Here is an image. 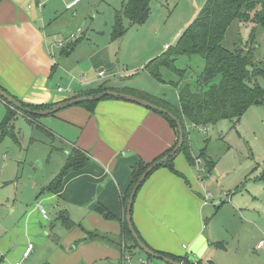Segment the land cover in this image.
I'll list each match as a JSON object with an SVG mask.
<instances>
[{
    "label": "crops",
    "instance_id": "obj_1",
    "mask_svg": "<svg viewBox=\"0 0 264 264\" xmlns=\"http://www.w3.org/2000/svg\"><path fill=\"white\" fill-rule=\"evenodd\" d=\"M45 1L0 0V89L4 93L22 104L52 108L77 98L79 94L105 88L106 91L134 95L159 105L147 96L138 95L135 87L128 86L130 78L119 76L101 83L98 78H87L85 74L78 77L84 71L80 68L85 62H98L102 58L100 54L106 49L101 50V44L95 41L90 46H87L89 43L78 42L68 55L63 54L56 34L48 29L46 18L51 13L47 11ZM75 1L68 3L66 8H73ZM59 59H62L60 63ZM146 64L142 60L138 65L141 71L147 72ZM101 72L99 78L104 75ZM7 104L0 99V142L5 137L1 125L7 113ZM16 109H11L16 113L14 120L22 117L36 124L35 120L23 116ZM59 111L51 115L52 120L48 124L41 122L37 127L43 128L49 138L64 145V164L67 156L76 149L89 157L88 168L99 169L98 162L104 166L113 203L110 206L103 201L100 206L108 209L114 219L102 217L94 206L91 212L102 217L104 222L97 227L85 226L81 246L72 238L57 237L51 228L39 229L28 221L27 215L32 210L27 212L22 222L12 217L16 211L19 215L22 213L19 211L21 207L0 206V264H138L133 260L137 250H132L133 258L128 262L124 260L123 248L119 245L125 241L121 195L130 187L133 165L140 160L145 164L151 163L176 146L178 138L175 131L160 114L121 99L103 98L90 106L88 103L77 104ZM14 120L10 123L11 137L15 136ZM2 150L0 143V155ZM2 158L0 167H4L5 171L8 168L6 155L2 154ZM200 163L201 159L194 157L193 164H190L184 153H178L173 160L175 171L163 166L148 176L134 198L131 216L135 232L153 251L184 258L194 264H264V247L256 248L264 230L249 233L235 227L233 220L237 216H229L223 224L213 217L206 227L205 222L209 218L205 214L213 209L206 210L208 204L204 202L203 195L205 192L210 198V194L195 177L193 167L199 168ZM213 165H207L209 173ZM87 166L75 171L79 174L74 176L73 173L74 178H78ZM46 186L43 191L50 195L47 196L49 201H54L63 189L61 186L60 190L52 193ZM232 202L230 198L229 203L236 211ZM35 203L37 210L42 203ZM241 209L239 207L238 212ZM238 218L245 221L244 215ZM108 224H115V227L109 229ZM89 233L102 238L106 236L110 242L100 238L87 241ZM244 233L249 234L242 235ZM28 243H32L33 248L24 259Z\"/></svg>",
    "mask_w": 264,
    "mask_h": 264
},
{
    "label": "rangeland",
    "instance_id": "obj_2",
    "mask_svg": "<svg viewBox=\"0 0 264 264\" xmlns=\"http://www.w3.org/2000/svg\"><path fill=\"white\" fill-rule=\"evenodd\" d=\"M73 1L44 2L47 11L51 13L46 18L49 31L56 34L58 42L64 40L68 43L70 35L77 34L76 39L71 42L75 43L77 40L89 43L87 46H90L95 41L98 45L101 44V50L106 49L100 54L102 58L98 62H85L80 68L84 71L78 77L85 74L87 78H98L101 83L119 76L130 78L128 86L135 87L138 95L147 96L160 106L176 112L178 90L184 84H189L191 89L195 87L198 75L205 68L203 58L199 55L176 56L174 65L175 68L184 70L183 78L166 67H161V83L148 72L141 71L138 65L142 60L148 63L162 54L172 52L179 36L189 27L207 0H151L148 18L141 25L132 24L121 14L127 0H76L73 8H66ZM115 16L121 20L125 34L121 38L112 39L110 32L114 27ZM241 24L238 20L231 24L222 45L232 50L239 41H247L246 51L251 44L253 57L264 63V28ZM252 27L254 32L251 40H248ZM78 30L81 33H76ZM61 60L59 59V63ZM100 71L104 75L99 78ZM220 80L221 77L218 76L211 83L217 84ZM258 84L264 90L263 78H258ZM50 120L51 115L41 116L35 120L36 124H32L18 117L13 122L15 136L11 137L9 134L0 142L1 149L3 148L0 164H3L2 154L6 155L5 162L8 163L5 171L4 167H0V206L21 207L19 211L22 213L19 215L16 211L12 217L22 222L27 212L32 210L26 219L39 229L51 228V232L57 237L72 238L77 245L83 246L85 226L97 227L104 222L91 209L103 204V201L110 206L113 203V195L107 186L108 173L99 162L96 163L99 169L87 166L78 178L74 176L79 173L71 171L63 182L60 195L55 196L54 201H49L47 196L50 195L43 191V187L59 173L65 158L64 145L52 140L43 128L37 127L41 122L48 124ZM183 123L189 152L193 158L197 157L202 161L199 166L201 169L193 167L195 177L210 194V198L206 197L205 192L203 195L204 202L208 204L206 210L213 209L211 213L208 211L205 214L209 218V222H205L206 227L211 224L213 217H216L219 224H223L229 216H237L233 220L235 227L249 233L264 230V106L249 108L238 122L224 119L206 126H195L187 120ZM209 159L214 164L210 173L206 164ZM230 198L233 199L236 211L229 203ZM35 202L42 203L46 219L41 218L39 208L35 209ZM239 207H242L241 212H238ZM242 215L245 221L238 218ZM107 227L111 229L115 224H108ZM124 240L119 243L120 247L126 252L131 251L129 247L132 244L127 237ZM136 253L137 256L133 259L135 262L137 258H145L139 250ZM151 262L162 264L155 259Z\"/></svg>",
    "mask_w": 264,
    "mask_h": 264
},
{
    "label": "trees",
    "instance_id": "obj_3",
    "mask_svg": "<svg viewBox=\"0 0 264 264\" xmlns=\"http://www.w3.org/2000/svg\"><path fill=\"white\" fill-rule=\"evenodd\" d=\"M36 1L39 2V0ZM127 1V4L122 8L121 14L128 18L132 24H143L148 18V13L150 11L149 4L151 0ZM196 15L197 16L190 23L189 27L185 29V32L179 36L175 45L176 47L172 52L162 54L160 57L150 60L145 65V70L161 83L163 82L159 73L161 67H166L175 75L177 74L178 77H182L184 70L177 69L174 65L176 56L199 55L205 61V68L198 75L194 85L195 87L191 89L189 84H184L178 90L179 103L176 112L172 109L168 110L163 105H156L171 113L181 124L184 140L178 153H184L190 164H193V158L189 152L188 138L186 136L185 124L183 123L184 120L189 121L195 126L215 124L224 119L238 122L239 118L249 108L254 106H264V90H262L258 84V78L264 79V63L253 57L251 44H249L247 51L245 49L248 44L247 41H239L238 45L232 50H229L222 45V41L228 28L236 20L241 22V25L243 26L246 24V26L253 25L264 28V0H207L203 9H201ZM115 17L114 27L111 32L112 39L121 38L125 34L121 20L118 16ZM253 28L254 27H252V29ZM253 32L254 29L248 40H251ZM77 43V40L75 43H68V45L62 48V53L68 55ZM218 76L221 77L220 82L212 84L211 82ZM104 91H106L105 88H100L92 93L85 92L79 94L80 96L77 97L97 96ZM87 103L88 106H90L91 103L95 102H85L84 104ZM19 104L21 105V110L16 109L14 106L12 107L11 104H7V113L1 125V128H3V136L9 134L11 128L10 123H12L16 116V113L11 110L12 108L16 109L19 113H22L23 116L25 115L31 120H36L40 117L34 115L33 112L50 109V106L37 107L22 103ZM160 115L166 119L175 131L176 136H178L176 123L167 114L162 113ZM172 149L164 152L161 157L153 162L168 155ZM174 158L175 156L170 157L163 166L175 171L173 168ZM89 161L90 159L88 156L73 149L67 156V160L59 173L46 186V189L49 192L56 193L57 190L62 188L61 186L64 179L71 173V171H79L85 168ZM151 163L145 164L140 160L137 164L133 165L131 169L132 176L129 185L130 187L123 195H121L120 199L122 201L124 214L128 203L127 200L133 190L134 184ZM206 163L207 165H213V162L210 159L206 160ZM149 175H151V173ZM95 211L102 217L114 219V217L100 205L95 207ZM122 225L124 239L127 237L129 243L132 244V248L129 247V249H131V251H140L127 229L125 219L122 221ZM99 238L100 240L103 239L105 241L108 239L106 236L102 238L98 237L96 234L89 233L85 240H99ZM131 251L128 250V253L131 254ZM159 254L178 263L194 264L184 258H177L163 253ZM145 258L148 260L152 259L147 256H145ZM196 264L214 263L197 262Z\"/></svg>",
    "mask_w": 264,
    "mask_h": 264
},
{
    "label": "water",
    "instance_id": "obj_4",
    "mask_svg": "<svg viewBox=\"0 0 264 264\" xmlns=\"http://www.w3.org/2000/svg\"><path fill=\"white\" fill-rule=\"evenodd\" d=\"M0 98L3 99L6 103L12 104L15 106V108H17L18 110H21V105L10 95H7L6 93H4L1 89H0ZM103 98H112V99H121L127 102H133L136 103L138 105H141L143 107H147L151 110H153L156 113L159 114H167L177 125V133H178V141L176 146L168 153V155L164 156L162 159L155 161L153 163H151L146 169L145 172L139 177V179L136 181V183L134 184L133 190L131 191L129 197H128V203L125 209V221H126V225H127V229L130 232L133 240L136 242L137 247L140 249V251L147 257L155 259V260H159L164 264H183L178 263L176 261H173L171 259H169L168 257H164L162 255H160L159 253L153 251L151 248L147 247L143 241L140 239L139 235L137 232H135V229L133 228V224H132V216H131V211H132V207L134 205V198L138 192V190L141 188L142 184L144 183V181L147 179L148 175L150 173H152L156 168L162 167L165 162L170 158V157H174L176 156L178 153V150L181 148L182 144H183V129L181 124L177 121V119L171 114L169 113L167 110H165L164 108H159L158 106L150 103L149 101H145L143 99H140L134 95H128V94H124L121 92H112V91H104L102 93H100L99 97H93V96H85V97H77V98H72L70 99V101H67L65 103L59 104V105H55L54 107L47 109V110H41L39 112H33L34 115L39 116H50V115H54L56 112H58V110H62L65 108H69L72 105H77V104H84L85 102H98L100 101V99Z\"/></svg>",
    "mask_w": 264,
    "mask_h": 264
},
{
    "label": "built area",
    "instance_id": "obj_5",
    "mask_svg": "<svg viewBox=\"0 0 264 264\" xmlns=\"http://www.w3.org/2000/svg\"><path fill=\"white\" fill-rule=\"evenodd\" d=\"M76 33H81L79 30L76 32ZM76 37H77V34H74V35H70V37H69V39L68 40H70L68 43H70L72 40H74V39H76ZM68 43H67V41L65 42V41H59L58 42V46L60 47V48H64L66 45H68ZM58 91H61V89H58ZM38 208H39V211H40V215H41V217L42 218H46L47 217V215H46V210H45V208L42 206V205H38ZM184 248H185V246H183ZM264 247V236H263V238L262 239H260L259 241H258V243H257V246H256V248L257 249H260V248H263ZM32 248H33V244L32 243H28V245H27V247L25 248V251H24V253H23V258L25 259V258H27L29 255H30V253H31V251H32ZM123 252H124V260L125 261H130V259H132L133 257H131V254H129L128 252H126L125 250H123ZM137 262H139V263H141V264H156V263H154V262H151V260H148V259H146V258H137ZM14 264H20L19 262H17V263H14Z\"/></svg>",
    "mask_w": 264,
    "mask_h": 264
}]
</instances>
